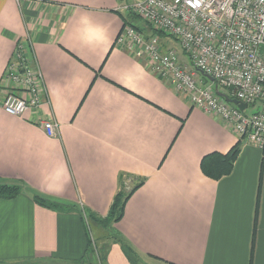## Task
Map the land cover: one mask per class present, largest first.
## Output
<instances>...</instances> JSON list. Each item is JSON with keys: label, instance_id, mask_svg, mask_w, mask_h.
<instances>
[{"label": "crops", "instance_id": "crops-1", "mask_svg": "<svg viewBox=\"0 0 264 264\" xmlns=\"http://www.w3.org/2000/svg\"><path fill=\"white\" fill-rule=\"evenodd\" d=\"M135 1L0 0V182L25 188L0 199V263L80 261V212L48 210L32 194L106 217L123 177L144 183L115 228L145 264H264V150L242 141L230 175L203 174L202 159L239 136L117 43L126 21L155 33L125 9ZM19 44L43 84L25 117L1 107ZM46 120L56 136L37 123ZM108 263L130 264L118 244Z\"/></svg>", "mask_w": 264, "mask_h": 264}, {"label": "built area", "instance_id": "built-area-1", "mask_svg": "<svg viewBox=\"0 0 264 264\" xmlns=\"http://www.w3.org/2000/svg\"><path fill=\"white\" fill-rule=\"evenodd\" d=\"M125 9L156 33L147 37L125 25L117 43L145 59L194 107L220 117L240 141L264 150V0H136ZM158 32L180 43L190 65L163 44ZM198 73L212 78L216 89L197 79ZM1 88V107L8 115L25 117L41 107L42 76L25 44L18 45ZM225 96L259 109L246 116ZM37 123L49 137L56 136L57 122Z\"/></svg>", "mask_w": 264, "mask_h": 264}, {"label": "trees", "instance_id": "trees-1", "mask_svg": "<svg viewBox=\"0 0 264 264\" xmlns=\"http://www.w3.org/2000/svg\"><path fill=\"white\" fill-rule=\"evenodd\" d=\"M134 16V15H133ZM134 18H137L134 16ZM125 25H132L137 30L141 31L136 25L125 22ZM156 33V32H155ZM158 35L164 37L163 33L158 32ZM28 50V49H27ZM242 141L236 143V145L226 154H221L218 152L211 153L205 156L201 161V170L203 174L213 180H220L221 178L230 175L233 172L235 163L239 154L241 152ZM127 179L121 177L119 182V191L114 197L113 203L110 207L109 213L106 217H98L88 210L79 211L75 205L66 204L64 202L47 199L38 194H32L34 202L43 208L48 210L57 212V213H69V212H80L83 221L86 225L87 230V250L85 256L80 261H75L73 263L70 262H61L56 259L50 260H33V261H19L17 263L12 264H47L46 262H50L49 264H86V259L89 257V252L95 250L99 252L98 243L95 239L90 236V232L88 228L91 227L89 222H92L95 227L101 229L102 234L100 235V240L102 243H106L108 246H112L113 244L120 245L125 257L129 261L130 264H145L143 256L137 252L135 248H133L124 238L123 236L116 230L115 225L120 222L124 216L125 206L128 200L132 197V195L143 185L144 181L140 180L136 184H127ZM24 186L18 184H7L0 182V199L2 200H13L18 198L24 191ZM106 246L102 247L104 250ZM100 263L103 264L102 256L98 255ZM107 259V255L105 257ZM155 259V258H154ZM4 264V263H0ZM8 264V263H7ZM91 264V263H90Z\"/></svg>", "mask_w": 264, "mask_h": 264}, {"label": "rangeland", "instance_id": "rangeland-1", "mask_svg": "<svg viewBox=\"0 0 264 264\" xmlns=\"http://www.w3.org/2000/svg\"><path fill=\"white\" fill-rule=\"evenodd\" d=\"M134 22H136L137 25H142L143 27H146L147 29H150V27L145 24L140 18H135L133 19ZM159 37L161 38V40H166V42L163 41V43H165L167 48H173L177 51H179V53L182 55V60L184 62H186V64L190 65L188 57H186L182 51V47L180 45V43L172 38H168V37H163L161 35H159ZM202 81H205L207 83V85H212L214 87V89H216V84L212 81H210L208 78L203 77V75L201 73L197 74V79H200ZM219 90L221 91V93H227V91L221 87H219ZM259 107H252L249 108L247 110H245V115L246 116H252L253 114L256 113V111H258ZM89 224L91 225L90 228H88V231L90 232V236L95 239L98 243V248H99V252H97L95 250V247L93 248L92 251L89 252V257H87L86 259V264H101L98 255L102 256V260H103V264H109L108 263V256L110 253V249L111 247L108 246L106 243H108L107 241H105L106 243H102L103 241L100 240V235L102 234V231L100 228L95 227V225L92 222H89ZM106 246V248L104 250H102V247ZM107 255V259H105ZM146 261H149V259L145 258ZM45 263L49 264L50 262H46Z\"/></svg>", "mask_w": 264, "mask_h": 264}, {"label": "water", "instance_id": "water-1", "mask_svg": "<svg viewBox=\"0 0 264 264\" xmlns=\"http://www.w3.org/2000/svg\"><path fill=\"white\" fill-rule=\"evenodd\" d=\"M208 78H209L210 81H213L212 78H210V77H208ZM221 95L224 97L223 94H221ZM226 100H227V102L237 106L241 111H245L247 109V105L246 104L240 103L237 100H233V99H230V98H227V97H226Z\"/></svg>", "mask_w": 264, "mask_h": 264}]
</instances>
